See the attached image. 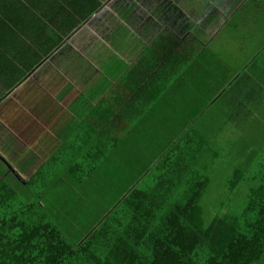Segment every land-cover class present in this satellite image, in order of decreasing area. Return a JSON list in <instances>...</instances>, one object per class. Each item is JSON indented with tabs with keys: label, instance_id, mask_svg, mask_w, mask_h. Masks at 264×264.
<instances>
[{
	"label": "crops",
	"instance_id": "crops-1",
	"mask_svg": "<svg viewBox=\"0 0 264 264\" xmlns=\"http://www.w3.org/2000/svg\"><path fill=\"white\" fill-rule=\"evenodd\" d=\"M237 16L263 89L264 0H0V183L29 201L82 168L135 185Z\"/></svg>",
	"mask_w": 264,
	"mask_h": 264
},
{
	"label": "trees",
	"instance_id": "trees-1",
	"mask_svg": "<svg viewBox=\"0 0 264 264\" xmlns=\"http://www.w3.org/2000/svg\"><path fill=\"white\" fill-rule=\"evenodd\" d=\"M179 137L155 166L151 186L132 189L75 247L42 212L49 193L25 202L0 183V264H262L264 152L241 209L224 201L209 218L202 203L210 181L197 169L207 143L201 134ZM245 178L236 169L228 192L239 193Z\"/></svg>",
	"mask_w": 264,
	"mask_h": 264
},
{
	"label": "rangeland",
	"instance_id": "rangeland-1",
	"mask_svg": "<svg viewBox=\"0 0 264 264\" xmlns=\"http://www.w3.org/2000/svg\"><path fill=\"white\" fill-rule=\"evenodd\" d=\"M239 19V16L234 18L211 42L203 40L209 46L201 61L203 59L205 64L211 61L212 70L210 77L207 76L209 69L202 70L207 73H202L199 85L198 99L201 102L188 108L183 121L178 115H174L178 119L170 118L171 125L177 129L159 137L160 145L153 147L151 160H147L146 166L137 168L135 185L125 184L123 175L107 180L95 174L93 169L82 168L72 178L79 184L58 183L44 197L46 208L42 210L43 214L74 247L82 243L132 189L151 186L158 173L155 166L170 147L182 139L179 136L184 132L183 135L187 134L188 130L195 136L201 134L207 143L200 148L206 151V155L197 166L210 181L202 203L207 217L220 213L224 201L229 202L228 210L235 212L245 204L249 181L258 173L264 152V88L254 87L256 82L252 76H258L260 71L249 65L257 53L258 43L248 41V45L242 48ZM181 122L183 125L178 128ZM183 126L188 127L187 130ZM236 169L244 171L246 181L239 193L231 195L228 184ZM20 199L30 202L27 198Z\"/></svg>",
	"mask_w": 264,
	"mask_h": 264
}]
</instances>
